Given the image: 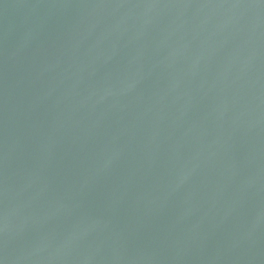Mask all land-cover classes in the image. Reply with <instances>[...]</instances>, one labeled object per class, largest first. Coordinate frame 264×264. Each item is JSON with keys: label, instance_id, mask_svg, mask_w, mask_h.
Returning <instances> with one entry per match:
<instances>
[{"label": "water", "instance_id": "obj_1", "mask_svg": "<svg viewBox=\"0 0 264 264\" xmlns=\"http://www.w3.org/2000/svg\"><path fill=\"white\" fill-rule=\"evenodd\" d=\"M0 264H264V0H0Z\"/></svg>", "mask_w": 264, "mask_h": 264}]
</instances>
